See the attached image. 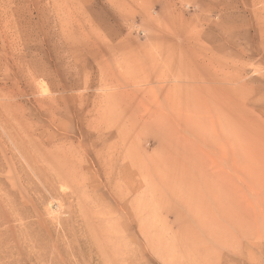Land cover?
Returning <instances> with one entry per match:
<instances>
[{"label": "rangeland", "instance_id": "obj_1", "mask_svg": "<svg viewBox=\"0 0 264 264\" xmlns=\"http://www.w3.org/2000/svg\"><path fill=\"white\" fill-rule=\"evenodd\" d=\"M0 115V264H264V0H0Z\"/></svg>", "mask_w": 264, "mask_h": 264}, {"label": "bare ground", "instance_id": "obj_2", "mask_svg": "<svg viewBox=\"0 0 264 264\" xmlns=\"http://www.w3.org/2000/svg\"><path fill=\"white\" fill-rule=\"evenodd\" d=\"M256 4V3H255ZM16 27V26H15ZM18 42V41H17ZM26 68V67H25ZM25 70V69H24ZM26 72V71H25ZM22 73V72H21ZM26 74V73H25ZM112 84V83H111ZM114 85V84H113ZM46 96V95H45ZM47 96H49V95H47ZM117 100H119L118 98H117ZM116 100V101H117ZM4 102V101H3ZM117 102H119V101H117ZM122 104V103H121ZM120 104V107L122 106ZM6 105V104H5ZM124 105V104H123ZM119 107V106H118ZM119 107V108H120ZM37 108V107H36ZM118 108V110H116L117 112H116V114L117 115H121L123 112H124V107L122 106L121 107V109H119ZM111 111V110H110ZM115 114V113H114ZM114 114H109V116L111 117H109L108 116V119H109V121H113V120H117V118H116V116L114 115ZM1 116V115H0ZM115 116V117H114ZM7 117V116H6ZM3 120H4V118H3ZM115 120V121H116ZM119 120V119H118ZM6 121V120H5ZM135 121L136 120H134V119H132V120H130V125H136V123H135ZM138 121V120H137ZM9 122V121H8ZM117 122V121H116ZM226 122V121H225ZM135 123V124H134ZM12 124V123H11ZM138 124V123H137ZM226 124V123H225ZM12 126V125H11ZM5 129H6V127H5ZM12 131V130H11ZM20 135V134H19ZM82 136V135H81ZM85 137V136H84ZM33 141V140H32ZM56 141V140H55ZM55 141H54V143H55ZM52 147V146H51ZM124 147V146H123ZM59 149V148H58ZM54 150H56V149H54ZM52 151V150H51ZM52 153H55V152H52ZM124 153V152H123ZM59 154V153H58ZM61 155V154H60ZM122 157V156H121ZM64 158H65V156H64ZM125 159V158H124ZM58 160V159H57ZM49 161V160H48ZM47 161V162H48ZM53 161V160H52ZM130 161V160H129ZM56 162V161H55ZM55 162H52V165L55 167V168H57V167H60V166H57L56 164H54ZM58 162V161H57ZM56 162V163H57ZM128 162V161H127ZM59 165V164H58ZM129 165H130V163H129ZM67 166V168H68V165H65V167ZM131 167V166H130ZM134 167V166H133ZM128 169H130V168H128ZM57 170V169H56ZM61 171V169L60 170H58V172L56 173V176H55V181H57V183L58 182H63V183H67V182H69V174L68 175H65L64 173H62V172H60ZM55 175V174H54ZM220 198V197H219ZM231 204H232V202L228 205V209L224 212L225 214H226V216L228 217V218H233V220L232 221H230V222H228L227 223V225H228V228L229 229H232L233 231H235V232H237V233H243V234H245V235H247V236H249L250 234H251V232L247 229V228H245V221H244V218H243V216H242V214L240 213V212H238V209H240L239 208V205L238 204H236V206H235V211L233 212V209H232V207H231ZM235 215H236V217H235ZM215 217V216H214ZM214 219V221H216V220H218L219 219V217L217 218V217H215V218H213ZM238 235V234H237ZM261 247H263V246H261Z\"/></svg>", "mask_w": 264, "mask_h": 264}]
</instances>
